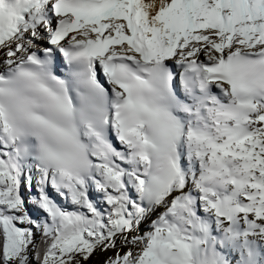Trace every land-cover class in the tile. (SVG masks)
<instances>
[{
    "label": "snow or ice",
    "instance_id": "1",
    "mask_svg": "<svg viewBox=\"0 0 264 264\" xmlns=\"http://www.w3.org/2000/svg\"><path fill=\"white\" fill-rule=\"evenodd\" d=\"M0 264H264V0H0Z\"/></svg>",
    "mask_w": 264,
    "mask_h": 264
},
{
    "label": "rangeland",
    "instance_id": "2",
    "mask_svg": "<svg viewBox=\"0 0 264 264\" xmlns=\"http://www.w3.org/2000/svg\"><path fill=\"white\" fill-rule=\"evenodd\" d=\"M101 257L99 255L93 257V262L99 260Z\"/></svg>",
    "mask_w": 264,
    "mask_h": 264
}]
</instances>
